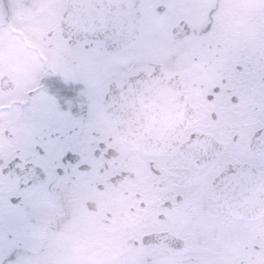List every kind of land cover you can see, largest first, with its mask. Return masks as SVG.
I'll list each match as a JSON object with an SVG mask.
<instances>
[{"label": "flooded vegetation", "instance_id": "obj_1", "mask_svg": "<svg viewBox=\"0 0 264 264\" xmlns=\"http://www.w3.org/2000/svg\"><path fill=\"white\" fill-rule=\"evenodd\" d=\"M250 2L0 0V264H264V16ZM88 5L94 30L67 15ZM152 22L170 40L149 53ZM166 79L196 113L187 152L141 148L116 119Z\"/></svg>", "mask_w": 264, "mask_h": 264}, {"label": "water", "instance_id": "obj_2", "mask_svg": "<svg viewBox=\"0 0 264 264\" xmlns=\"http://www.w3.org/2000/svg\"><path fill=\"white\" fill-rule=\"evenodd\" d=\"M81 9L70 6L67 15H76L78 12L86 15L89 17L88 25L91 27L90 30H94L96 25L94 17L99 13L93 11V5H88ZM104 9L106 10L105 7L101 6V14H103ZM126 9L130 20L125 25L131 24L134 26L139 16V8L135 2H132V5ZM171 81L175 91L170 93L167 91L166 87L169 80L166 79L159 84L160 89L164 85V93L161 90L155 100L145 96L146 90L141 93L139 113L133 114L131 118L126 117L124 114L116 116L121 124L123 135L141 148L189 151L190 140L183 142L181 137L184 130L194 123L196 113L182 90L181 82L179 86L178 80L171 79ZM142 86L145 87L146 84Z\"/></svg>", "mask_w": 264, "mask_h": 264}, {"label": "rangeland", "instance_id": "obj_3", "mask_svg": "<svg viewBox=\"0 0 264 264\" xmlns=\"http://www.w3.org/2000/svg\"><path fill=\"white\" fill-rule=\"evenodd\" d=\"M247 1V0H245ZM249 1V0H248ZM257 1V2H256ZM245 12L248 15H261L264 16V0H254L245 6ZM168 20H172L171 16L167 17ZM159 24V23H158ZM157 24V27L155 26V23H151L150 26L151 28H149V31H152V29H155V31L153 30V32H151L149 35H147L146 38V43L148 46V52L150 53L153 49H156L157 47L161 46L162 44H165L167 41L170 40V34H169V23H164L163 26H160ZM166 25V26H165ZM160 26V27H159ZM188 61V60H187ZM188 190H190V188H188ZM227 231H229L230 236L229 239H234L236 241L237 238V229H232V227H229V229H225ZM9 231H6L5 233L7 234ZM34 238L30 239V245H35L34 243ZM234 241V242H235ZM237 245H230V247L228 248V254H236L237 253ZM44 254H49L47 251L44 252ZM184 264V262H182ZM197 264H206V263H199V262H195ZM21 264H44L42 262H38L37 259H34L31 262H22ZM51 264H65L63 261L55 260L54 263L52 262ZM135 264V263H133ZM136 264H140V263H136ZM145 264V263H143Z\"/></svg>", "mask_w": 264, "mask_h": 264}]
</instances>
